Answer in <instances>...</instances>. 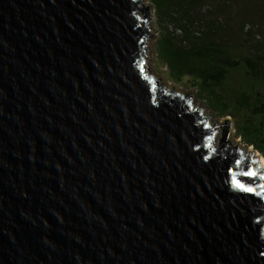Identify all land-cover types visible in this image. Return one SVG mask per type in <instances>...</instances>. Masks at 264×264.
<instances>
[{"label":"water","instance_id":"1","mask_svg":"<svg viewBox=\"0 0 264 264\" xmlns=\"http://www.w3.org/2000/svg\"><path fill=\"white\" fill-rule=\"evenodd\" d=\"M151 24L0 0V264H264L262 157L151 74Z\"/></svg>","mask_w":264,"mask_h":264},{"label":"trees","instance_id":"2","mask_svg":"<svg viewBox=\"0 0 264 264\" xmlns=\"http://www.w3.org/2000/svg\"><path fill=\"white\" fill-rule=\"evenodd\" d=\"M156 54L264 158V0H149Z\"/></svg>","mask_w":264,"mask_h":264},{"label":"rangeland","instance_id":"3","mask_svg":"<svg viewBox=\"0 0 264 264\" xmlns=\"http://www.w3.org/2000/svg\"><path fill=\"white\" fill-rule=\"evenodd\" d=\"M145 5L150 7V20H151V23H152L151 24V28L153 30L157 31L156 33L152 32V35L156 36V38L150 41V45H148V50L150 51V54H148V53L146 54V56L148 57V59H146V66H148L151 69V74H153L156 77L162 79V83L167 85L165 87V89L171 90V87L174 86L178 90H180L181 93L185 92L186 94L191 89H194L193 102L191 103L193 105V107L195 108L197 105H199L200 109L204 108L205 109V111H203V115L204 116H206V114L211 112V114H210V116L212 117V118H210L211 121L213 123H216V119H217L218 123L222 124L223 120H225L226 117L218 116L201 98H199L198 95H197L196 88L191 87L190 82L187 80V78H184L182 83H180V84L171 81L170 76L168 75V71H166L165 67L162 65L163 64L162 60L156 54V46H157L156 44H157V40L159 38L160 32H159V28H158L157 23H156L154 7L152 6V4L150 3L149 0H145ZM148 60L151 61L152 63H150ZM221 134H222V131H221V128H220L218 130L217 134H216L215 143L219 142V140L221 138ZM235 134H236V130H235V128H233L231 143H235L239 139V138L236 137ZM244 148H245V153L244 154L247 155V153L250 151V152H255L254 157H257V156L258 157H262L260 155V153L255 151L252 147H247L246 145H244L243 142L240 139V142H239V145H238V149L243 150Z\"/></svg>","mask_w":264,"mask_h":264},{"label":"snow or ice","instance_id":"4","mask_svg":"<svg viewBox=\"0 0 264 264\" xmlns=\"http://www.w3.org/2000/svg\"><path fill=\"white\" fill-rule=\"evenodd\" d=\"M237 163L239 164L240 162L237 161ZM243 174L246 175V176H249V177H253V176L256 175V173H255V172H252L251 170H249V171H247V172H245V173H243ZM260 178H261V179H264V176H261ZM236 186H237V187H240L242 190L247 191V192H252V191H253L252 188H250V187H245V186H243V185H241V184H237Z\"/></svg>","mask_w":264,"mask_h":264},{"label":"bare ground","instance_id":"5","mask_svg":"<svg viewBox=\"0 0 264 264\" xmlns=\"http://www.w3.org/2000/svg\"><path fill=\"white\" fill-rule=\"evenodd\" d=\"M264 163V158H259Z\"/></svg>","mask_w":264,"mask_h":264}]
</instances>
